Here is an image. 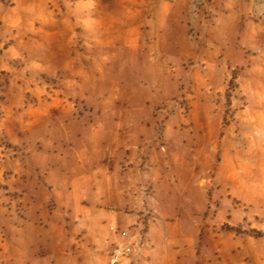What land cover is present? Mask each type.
<instances>
[{
  "label": "rangeland",
  "instance_id": "rangeland-1",
  "mask_svg": "<svg viewBox=\"0 0 264 264\" xmlns=\"http://www.w3.org/2000/svg\"><path fill=\"white\" fill-rule=\"evenodd\" d=\"M234 1L0 0V264L69 259L77 204L101 251L106 189L73 176L103 160L133 254L167 217L175 259L264 264V31L218 28Z\"/></svg>",
  "mask_w": 264,
  "mask_h": 264
},
{
  "label": "crops",
  "instance_id": "crops-1",
  "mask_svg": "<svg viewBox=\"0 0 264 264\" xmlns=\"http://www.w3.org/2000/svg\"><path fill=\"white\" fill-rule=\"evenodd\" d=\"M154 3L155 8L153 11V16L156 19L163 16L167 9L170 8L171 11L175 9L183 8L185 11L187 10L188 0H176L175 5L169 6L167 0H149V2ZM257 0H235L234 1V9L238 8V11H234L231 6L226 5L225 13L221 16L224 19V23H218V28H224L225 25L230 26L234 23V21L241 23L240 20L233 21L232 18H247V26L253 29V32L264 31V25L260 26L261 18H258L254 13L253 7ZM177 3V4H176ZM211 3L215 4V0H211ZM172 7V8H171ZM264 17V16H263ZM221 19V20H222ZM220 21V20H219ZM159 22V21H158ZM227 25V26H228ZM213 35V31H211ZM104 163L101 167L94 168L93 170H89L84 174H78L73 176V186L75 191L80 194L88 193V188L90 186H99L101 185L106 189V196L104 208H106V212L103 214V223L107 224V228L102 229L100 225L96 226V232L101 240L105 241L106 244H101L98 249L100 252H91L84 245V240L90 242V237L93 241H97L92 233L94 230L91 228L90 221V213L87 210L82 209L79 211V205L77 204L76 216H74L72 223L70 226H73V234L75 237L82 238L83 244L79 247L77 246V241L73 245V250L70 252L69 259L59 260L57 263L59 264H110V257L112 254V250L110 248V244L113 242H128V238H121L119 235H114L110 231V225L116 224L121 230H124L122 227L126 223H130L129 225H134L136 222V218L133 215L122 214L121 211H116V205L114 202L116 200L113 198L112 186H111V177L109 174L108 167L106 165V160H103ZM120 199L122 196H119ZM84 216H86V220H84ZM168 218L166 217L163 222L160 220L150 221L147 224V233H146V242L143 244L141 248H137V253L133 254L129 257H121L119 259L118 264H164V262H172L171 264H186L187 256L193 255L194 249L188 248V252L183 250L181 253H184L185 258L175 259L176 252L179 251L180 245L184 243L186 238H182L181 235L171 233L169 228L172 224L166 222ZM174 222V221H173ZM176 223V222H175ZM174 230V229H173ZM196 237V235H195ZM132 238V237H130ZM176 242L175 244H171L170 240ZM165 246V247H164ZM63 254V253H61ZM58 254L57 256H62ZM67 255V254H65Z\"/></svg>",
  "mask_w": 264,
  "mask_h": 264
},
{
  "label": "built area",
  "instance_id": "built-area-1",
  "mask_svg": "<svg viewBox=\"0 0 264 264\" xmlns=\"http://www.w3.org/2000/svg\"><path fill=\"white\" fill-rule=\"evenodd\" d=\"M110 231L114 235H119L121 238H128V242L126 243H116L112 251L110 264H118L121 257H129L134 253L135 245L133 240L129 237L128 232L126 230H121L116 224L110 226Z\"/></svg>",
  "mask_w": 264,
  "mask_h": 264
}]
</instances>
